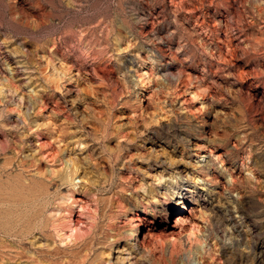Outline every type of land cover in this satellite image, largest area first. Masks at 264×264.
<instances>
[{"label": "rangeland", "instance_id": "obj_1", "mask_svg": "<svg viewBox=\"0 0 264 264\" xmlns=\"http://www.w3.org/2000/svg\"><path fill=\"white\" fill-rule=\"evenodd\" d=\"M0 264H264V0H0Z\"/></svg>", "mask_w": 264, "mask_h": 264}, {"label": "bare ground", "instance_id": "obj_2", "mask_svg": "<svg viewBox=\"0 0 264 264\" xmlns=\"http://www.w3.org/2000/svg\"><path fill=\"white\" fill-rule=\"evenodd\" d=\"M208 163V162H207ZM73 167H74V165H73ZM76 170H74V172H75ZM74 172H72V173H74ZM180 198H182L181 196H180ZM184 198V197H183ZM183 201L182 200H179V203H182ZM137 239V238H136ZM137 241V240H136Z\"/></svg>", "mask_w": 264, "mask_h": 264}]
</instances>
